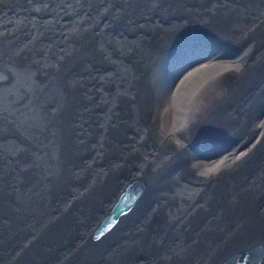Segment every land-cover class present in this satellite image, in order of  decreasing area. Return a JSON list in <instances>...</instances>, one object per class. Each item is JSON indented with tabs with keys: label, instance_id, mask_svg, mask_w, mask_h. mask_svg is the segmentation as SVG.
I'll use <instances>...</instances> for the list:
<instances>
[{
	"label": "bare ground",
	"instance_id": "1",
	"mask_svg": "<svg viewBox=\"0 0 264 264\" xmlns=\"http://www.w3.org/2000/svg\"><path fill=\"white\" fill-rule=\"evenodd\" d=\"M78 25L125 31L88 46ZM255 242L264 0H0V264H219Z\"/></svg>",
	"mask_w": 264,
	"mask_h": 264
},
{
	"label": "water",
	"instance_id": "2",
	"mask_svg": "<svg viewBox=\"0 0 264 264\" xmlns=\"http://www.w3.org/2000/svg\"><path fill=\"white\" fill-rule=\"evenodd\" d=\"M78 9V8H77ZM79 11V16L81 17V11ZM65 19L68 18L67 14H64ZM94 32H97V36L93 37L92 31L88 27H83L82 25H78L75 27L76 31L84 37V40L88 46H97L103 43L112 44L113 39L116 35H120L125 31L124 28H104L97 27ZM113 34V36H110ZM94 59L98 60L97 56L93 53V51L89 50ZM210 185H207L205 188L208 189ZM143 184L140 182H132L128 184L123 191L120 193L115 203L111 206L109 213L104 217V220L98 227V232L95 230V234L97 236L104 235L114 224L117 223L119 217L125 213H127L130 208L138 201L139 197L143 191ZM157 196V195H156ZM155 196V198H156ZM176 196H180V193L177 192ZM158 198L162 199L160 195ZM141 231V230H140ZM178 231L176 230V237H178ZM255 245L247 248V250L243 252H236L230 256L225 257L219 264H259L260 258L264 254V247L261 243H254ZM177 251V248H176Z\"/></svg>",
	"mask_w": 264,
	"mask_h": 264
},
{
	"label": "rangeland",
	"instance_id": "3",
	"mask_svg": "<svg viewBox=\"0 0 264 264\" xmlns=\"http://www.w3.org/2000/svg\"><path fill=\"white\" fill-rule=\"evenodd\" d=\"M219 146V145H218ZM205 188V187H204Z\"/></svg>",
	"mask_w": 264,
	"mask_h": 264
}]
</instances>
